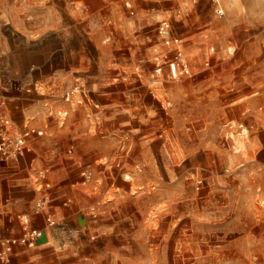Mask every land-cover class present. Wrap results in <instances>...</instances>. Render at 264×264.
Here are the masks:
<instances>
[{"label": "rangeland", "instance_id": "1", "mask_svg": "<svg viewBox=\"0 0 264 264\" xmlns=\"http://www.w3.org/2000/svg\"><path fill=\"white\" fill-rule=\"evenodd\" d=\"M2 9L0 79L19 82L0 105H23L39 131L16 194L32 197L49 166L64 223L96 224L59 234L56 264H264V0ZM178 52L188 71L176 77ZM74 87L77 104L63 99Z\"/></svg>", "mask_w": 264, "mask_h": 264}, {"label": "crops", "instance_id": "2", "mask_svg": "<svg viewBox=\"0 0 264 264\" xmlns=\"http://www.w3.org/2000/svg\"><path fill=\"white\" fill-rule=\"evenodd\" d=\"M4 18H11L10 15H8L6 12L2 9V0H0V67L2 64H4L1 59L4 56V48H3V29H4ZM1 69V68H0ZM1 72V70H0ZM18 79H14L13 77H8L6 80L0 79V88L5 91L8 95H10V92H7L6 90H12L13 86L18 83ZM2 84L4 86L2 87ZM28 85V84H27ZM19 90V89H16ZM7 96V95H6ZM1 98H3V95L0 94V102ZM10 100H13L12 97H10ZM12 105L9 106L7 109V112L3 111L0 105V113H4L5 115L11 117L16 122L20 123L26 118V111L23 105L19 106L18 103L11 101ZM51 123V119L47 120V127ZM45 126V127H46ZM38 141V136L35 137L31 143L29 148L35 149V142ZM28 153L26 156L20 160L19 162L14 163H7L3 162L0 159V181L3 180V178L8 179L10 178L12 184L7 186V189H3V183H1L2 186H0V229L3 230V228H9L12 229V232H19V224L18 220L16 219V215L19 213H25L28 215L30 221H31V227L41 229L42 234L40 237L36 240V245L34 247H25V246H19L15 247L13 252L10 255V259L8 263H3L0 261V264H56L55 261H53V252H52V246L56 244V240L54 236L53 230L50 229H43L44 226V219L42 215H34L32 210V205L37 196H39V192H35L33 187L30 189V191L33 192L32 197H20L16 194L15 188L18 186L17 184L13 183L16 179H14L13 176L16 175V173H19L18 170L23 169L28 172L27 176H23V178L27 179L30 178L29 166L33 168V161L34 157L30 159ZM47 169L46 179L50 183V187L48 190H45L49 195V203L46 212L49 213L54 220L56 221H63L65 219L64 213L62 211H66L65 208L66 204L59 203L62 192L56 191L55 189H52L53 182L50 179L51 170L49 166L42 167L41 169ZM50 174V175H49ZM27 189H29V185L27 184ZM22 199H25L24 205L18 204V202ZM59 209L61 216L59 218H56V211ZM85 219V218H84ZM77 222H80L79 219H77ZM95 222V221H94ZM70 224V223H69ZM93 225V227L96 226L94 223H90L87 220H82V222L79 223V225L72 226V227H78V228H90ZM7 234V231H5ZM60 239V236L57 238Z\"/></svg>", "mask_w": 264, "mask_h": 264}, {"label": "built area", "instance_id": "3", "mask_svg": "<svg viewBox=\"0 0 264 264\" xmlns=\"http://www.w3.org/2000/svg\"><path fill=\"white\" fill-rule=\"evenodd\" d=\"M175 59L176 61L171 65L173 76H176L177 73H187V64L182 53L178 52ZM176 66H180V69L177 70ZM155 72L159 73L160 69H156ZM76 93L79 94V97L85 95L81 92V88L74 87L71 91L65 93L63 99L72 104L80 103L79 100L75 103L73 102L72 98ZM48 114H52L51 110L48 111ZM38 133V127L33 125L30 122V119L24 118L22 122L18 123L4 113H0V159L3 162L14 164L22 160L29 151L28 149L31 141L38 136ZM81 173L84 176V181L82 183L85 184L90 179L91 172L82 171ZM35 174L37 188L34 189V191L39 192L40 197L35 198L33 202V214L43 216V229L53 230L54 234H56V236H54L56 241H59V239H57L59 234L65 236L68 241L77 240L80 232H85L86 229L71 227L64 223V221H56L46 212L49 203V195L45 190H48L50 187V183L46 179L47 169L43 168L37 170ZM16 219L19 224L18 233L12 232L13 230L9 228H3V230L0 229V261L3 263L9 262L10 255L15 247H34L37 238L42 234L41 229L31 227V221L27 214L19 213L16 215ZM5 231H7V234Z\"/></svg>", "mask_w": 264, "mask_h": 264}, {"label": "bare ground", "instance_id": "4", "mask_svg": "<svg viewBox=\"0 0 264 264\" xmlns=\"http://www.w3.org/2000/svg\"><path fill=\"white\" fill-rule=\"evenodd\" d=\"M176 77H177V75H176ZM156 83V82H155ZM158 88H161V85H159V86H157ZM0 94H2V95H4V96H6V95H8L7 93H5V92H3V90L0 88ZM165 102V101H164ZM169 105H170V103H168ZM143 163H145V165L146 166H148V168L150 169V171H152V172H154L155 173V171H154V169H153V163H152V160L150 161V160H148V159H146V160H143L142 161ZM156 174V173H155ZM129 179H131V176H127Z\"/></svg>", "mask_w": 264, "mask_h": 264}]
</instances>
